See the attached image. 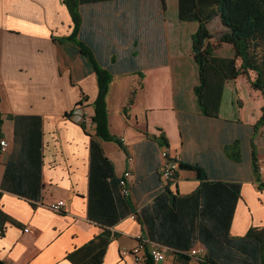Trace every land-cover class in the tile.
<instances>
[{
	"label": "crops",
	"instance_id": "obj_1",
	"mask_svg": "<svg viewBox=\"0 0 264 264\" xmlns=\"http://www.w3.org/2000/svg\"><path fill=\"white\" fill-rule=\"evenodd\" d=\"M59 7L60 0H0V112L3 120L7 116L39 117L42 134L40 155L32 164L24 150L25 140L20 136L15 141L14 122L5 119L0 129V140L8 144L0 149V211L15 222L5 223L0 232V262L95 264L96 258L98 264H134L130 256L121 257V253L133 248L138 239H155L159 236L156 231L162 229L149 235L142 216H154V199L166 186L160 177L164 150L178 162L195 164L202 173L199 179L194 171L179 170L176 180L167 184L171 194L187 197L204 183L239 185L229 237H242L252 228L264 229V190L258 188L252 171L253 153L258 176L264 181V125L257 133L252 132L264 100L251 86L253 73L227 81L218 118H205L193 94L197 85L193 56V65L184 62L182 56L178 57L180 62L173 63L159 53L156 36L128 40L132 47L127 45L130 49L126 51L135 53V68L142 78L135 70L129 72L125 62L114 65L105 101L108 133L119 138L125 148L105 141L99 145L114 179L130 172L126 179L130 194L124 195L129 197V206L116 200L110 176L100 180V189L90 188L94 134L90 117L97 83L94 73H83L78 56L68 57L60 45L52 42L53 37L68 36L72 29L71 24L66 35L58 36ZM15 31L18 41L10 36ZM90 31L95 33L96 43L108 52L95 28L84 27V34ZM226 45L230 48L228 55L214 51L215 55L232 58L231 45L220 44V49ZM133 88L134 101L124 116L122 109ZM32 93L36 95L34 102L29 101ZM84 97L86 100L77 107ZM116 111L118 127L114 129L111 116ZM66 114L70 117L64 118ZM58 200L66 205L61 215L49 210V205ZM89 200L92 208H98L96 219L101 223L88 217ZM220 200L223 204L232 201L228 197ZM197 206L200 208V203ZM189 212L187 208L182 217L185 228L189 227ZM113 217L117 220L108 224ZM104 230L112 238L103 246L102 254L83 248ZM200 247L196 243L192 249ZM70 254L72 260L67 258ZM172 258L166 251L163 264H172ZM189 264L197 262L191 259Z\"/></svg>",
	"mask_w": 264,
	"mask_h": 264
},
{
	"label": "trees",
	"instance_id": "obj_2",
	"mask_svg": "<svg viewBox=\"0 0 264 264\" xmlns=\"http://www.w3.org/2000/svg\"><path fill=\"white\" fill-rule=\"evenodd\" d=\"M119 1L121 0H62L71 19L72 29L68 36L53 37L52 42L60 45L68 57L78 56L83 63V73H94L96 78L97 98L91 104L93 115L90 117L94 126L90 145V188L100 189V180L110 176L109 183L116 192V200L129 206V197L121 196L119 179H114L110 174L109 162L103 156L99 142H113L121 149L125 148L119 138L108 133V111L105 101L112 83L113 66L125 62L130 67L129 72L135 70L134 73L140 79L142 76L135 68L134 52L128 51L112 56L109 51H105L96 43L94 32L84 34L85 26L81 16L83 7ZM158 1L162 8H165L166 0ZM176 17L181 23L197 25L195 32L191 35L190 50L197 70V85L193 88V94L201 115L210 119L218 118L225 83L235 80L240 75L253 73L254 80L251 86L261 93L264 100V0H177ZM215 18L219 19L224 28V32L217 39L218 43L231 45L234 54L232 58H219L214 53L215 48L208 44L212 36L207 26ZM103 60L104 63H102ZM135 93L136 88L129 93L128 101L122 109L124 116L134 101ZM84 100H86L85 97L77 103V107L81 106ZM69 117L70 114L64 115V118ZM5 119L14 122L15 141L20 136L25 140L24 150L26 148V156L28 159L31 158L33 164L40 155L42 136L40 118L7 116ZM82 119L80 118L79 124H82ZM3 121L0 112V129H2ZM262 125H264V104L261 106L260 118L252 127V132L257 133ZM159 140L166 148L168 147L162 137H159ZM178 163L179 170L194 171L199 179L202 178L201 170L195 164ZM258 167L252 153V171L258 188L264 190V181L258 176ZM239 189V185L222 186L204 183L200 190L192 195L176 197L165 186L163 193H159L154 199V216H142V222L149 235L157 228L163 229L156 231L159 236L155 239L150 236L148 240L152 244L164 247L168 254L173 255L172 264H189L191 260L189 252L196 243L205 249L203 258H200L197 264H264V229H249L239 238H230L228 235L233 203L239 197ZM17 193L26 197V194ZM200 196L202 197L199 202ZM220 197H228L232 201L223 204ZM198 203L200 208L197 206ZM187 208L190 210V221L189 227L185 228L182 217ZM96 209L98 208L94 206L92 208L89 200L88 217L90 220L101 223V220L96 219ZM141 215L138 213L140 218ZM116 220L117 218L113 217L108 224L112 225ZM5 223L15 225L11 218L0 211V232L3 231ZM158 223L159 226H157ZM111 238L110 233L104 230L83 248L91 252L99 250L102 254L103 246H106ZM72 255H68L67 258L72 260ZM0 264L3 263L0 262ZM95 264H98L96 258ZM144 264H152L148 255L145 257Z\"/></svg>",
	"mask_w": 264,
	"mask_h": 264
},
{
	"label": "rangeland",
	"instance_id": "obj_3",
	"mask_svg": "<svg viewBox=\"0 0 264 264\" xmlns=\"http://www.w3.org/2000/svg\"><path fill=\"white\" fill-rule=\"evenodd\" d=\"M176 10L177 0H167L165 8H162L158 0H121L114 3L83 7L81 16L84 21L83 26H89L90 29L95 28L98 35L102 36V40L109 48L112 56L127 52L126 48L130 49L127 45L132 47L128 40L135 37L146 39L150 36H156L159 53L162 52L161 54L164 56L167 55L173 63L180 62L178 57L182 56L186 59L184 62L193 65L190 58L192 56L190 36L191 33L195 32L197 25L179 22L176 17ZM69 25H71L70 19L60 0L58 36L66 35L69 31ZM207 30L214 38L210 39L208 44L215 48L218 55H228L229 46L226 45L221 50L217 40L224 32L219 19L215 18L207 26ZM18 33L22 34L21 31ZM10 36L17 41L19 39L17 31L15 34L10 33ZM124 39H126V44H123ZM184 62L182 61V63ZM25 95L28 96L27 93ZM34 98L36 95L30 94L29 101L34 102ZM112 113L113 128L117 129L116 117H118V112ZM4 123L6 122L4 121Z\"/></svg>",
	"mask_w": 264,
	"mask_h": 264
},
{
	"label": "built area",
	"instance_id": "obj_4",
	"mask_svg": "<svg viewBox=\"0 0 264 264\" xmlns=\"http://www.w3.org/2000/svg\"><path fill=\"white\" fill-rule=\"evenodd\" d=\"M7 142L0 140V149L4 150L7 147ZM161 158L163 164L161 165L160 177L163 184L167 186L172 184L176 180L178 169V161L169 157L168 153L164 150L161 153ZM128 162H131V159H128ZM130 176V172L126 171L123 175V178L119 179V187L121 196L129 195L130 191L126 184V179ZM66 205L64 201H56L49 205V210L56 214H63L65 211ZM27 231V230H25ZM205 254V249L203 247L194 248L189 252V256L192 260H195L198 263L200 258H203ZM121 257L130 256L134 264H144L145 257L148 255L152 264H163L166 258V249L157 245L152 244L148 239H138L137 243L130 250L123 251Z\"/></svg>",
	"mask_w": 264,
	"mask_h": 264
}]
</instances>
